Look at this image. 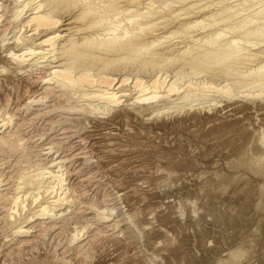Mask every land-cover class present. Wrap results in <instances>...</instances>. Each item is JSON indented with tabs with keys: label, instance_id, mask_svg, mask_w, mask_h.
I'll return each instance as SVG.
<instances>
[{
	"label": "bare ground",
	"instance_id": "obj_1",
	"mask_svg": "<svg viewBox=\"0 0 264 264\" xmlns=\"http://www.w3.org/2000/svg\"><path fill=\"white\" fill-rule=\"evenodd\" d=\"M156 2L0 0V170L10 163L7 154L39 159L33 173L18 180L0 172V231L7 230L0 235V264L34 251L62 256L60 264H170L177 249L171 232L185 210L190 217L195 210L193 202L175 210L181 186H152L164 173L150 170L189 163L167 158L186 148L156 142L157 133L249 137L258 152L252 164L264 172V23L249 17L229 26L236 9H215L226 0H161L159 11ZM188 2V9L177 5L170 13L175 4ZM256 11V19L264 18V8ZM178 20L177 29L167 30ZM167 42L182 46L177 56L163 58L166 66H176V79L169 80L161 65L162 75L145 82L135 77L133 89H126L129 78L117 66L155 69L161 54L154 48ZM244 63L245 72L237 66ZM201 68L218 71L221 84L178 83L185 69ZM135 133L151 135L147 154L132 148ZM214 175L207 176L210 192L231 182ZM199 184L195 180L193 186L203 195ZM28 201L37 210L22 216ZM46 240L56 241L53 250L46 249ZM241 249H230L212 264H237Z\"/></svg>",
	"mask_w": 264,
	"mask_h": 264
},
{
	"label": "rangeland",
	"instance_id": "obj_2",
	"mask_svg": "<svg viewBox=\"0 0 264 264\" xmlns=\"http://www.w3.org/2000/svg\"><path fill=\"white\" fill-rule=\"evenodd\" d=\"M216 1L219 2L222 0H216ZM243 2L244 3L247 2V4H244ZM241 3L243 5L239 6L240 7L239 8L238 4L241 5ZM185 4L183 6L180 4H175L174 6H172L173 8L171 9L172 11L170 10V13H172L173 11L175 12L178 11V8L184 7L183 9L185 8L188 9L190 2L185 3ZM223 4L215 7L216 11L217 10L220 11V9H223L224 8L223 6H225V8L229 7V9H232L231 13L236 9L234 11L235 13L234 12L233 13L234 15H236L237 13V16H238V17L234 16L236 18H232L229 21V26H233L234 24L236 25L238 24V22L240 23L241 19L243 21L244 18H245L244 20H247V19L249 20L250 18L252 19L253 17L254 18L252 19V21L255 19L254 24L262 25V23H264V18H261V17H260L261 19L255 18L256 16H258V15L255 16V14H257L256 10H259L260 8L262 9L264 8V0H251V1L250 0H233V1L226 0V2ZM163 5L164 4L163 2L161 3V0L160 1L157 0L154 6H156V8L157 7L160 8L157 10L159 11L163 8ZM175 6H177L178 8ZM245 6L250 7L249 8L250 11L249 10L245 11L246 9H248ZM239 9L240 10L243 9L241 10V13ZM179 22L180 20L174 21V24L172 26H169L168 27L169 29L167 30H171L170 32L174 31L175 29L178 28ZM165 32L161 30L158 32V34L163 36ZM169 40L167 39V41ZM146 41L147 42L152 41V39L146 40ZM172 43L167 42L164 45H161L159 47L157 46V48L156 47L154 48L155 52H159L161 54L160 56H158L159 58L157 57V61L158 59L159 61L156 62L157 65L155 69L149 68L146 70H141V69H138L137 65L127 66L126 64L125 65L122 64V66L121 64L119 65L121 66L122 69L119 68V66H117V69H120L129 78L127 86L130 88L126 87V89H130V90L133 89L132 87L134 85L133 83L135 81L134 80L135 77H139V79L143 80L144 82L149 81L151 78L155 76V74L157 76L162 75L160 73H157L161 69H163L162 73L164 72L167 76H169L168 77L169 80L171 79L175 80L176 76L174 74H176L177 72V70L175 69L176 66L175 67L166 66L164 64L165 63L164 59L177 56L179 54L178 52L179 47H182V46L176 44V45H173L172 47L171 45ZM165 48H167V50ZM161 65L162 67L161 69H159L160 68L159 66ZM245 65L246 64L244 63L242 65H237V66H239L241 70L245 72V70L247 71L249 68L248 65L246 66ZM125 66L128 68H126ZM197 70H195V72L193 73V72H190L191 70L185 69L184 73H182L183 79L181 80L182 77H179L178 79L179 81L180 80L181 81L178 83H180V85H184L185 87L186 85H188L187 83L190 82L191 83L190 85H192V87H196L198 85H201L200 82L202 80L203 82H205L204 79H206V82H209V81L215 82V80L217 79L215 82L216 86L221 84V78H218V77H223V76L218 75L217 74L218 71L212 72L211 70L208 71L206 68H201ZM198 72L199 73L203 72V73L199 74ZM214 72H216L217 75ZM98 73L99 72L97 70H94L92 72L93 75H97ZM209 76L213 78L211 79ZM214 76H216L217 78H215ZM200 78L202 79L200 80ZM181 82L183 83L181 84ZM209 93L210 92L205 93V94L213 95V96L217 95L216 93H213V94L212 93L209 94ZM175 97H177V95ZM1 108H3V106L0 105V109ZM38 126H39V131L44 132V122L38 123ZM187 133L188 131L170 132L169 134H164V135H161V133H157L156 135L158 136L155 135V137L157 138L156 142L159 141L160 139L161 140L159 142H163V143L176 142V143L184 145L186 150L184 152H177V151L175 153L172 152V155L171 153L159 154V152H157L155 155L158 157V156H163L165 154L167 158H170V159H175V157L176 158L180 157L184 159L187 158V160L189 161L188 165H185L184 167L179 168V169L170 165L168 167L161 166L159 170H150L154 174L162 172V174L164 173L166 175L165 176L163 174L162 177L159 178V180L157 179L155 181L156 184L152 183L153 187L160 188L159 186H161V189L163 190H167V189L170 190V189H173L175 186H179V187L181 186V190L179 188L178 191L175 192V199H173V200H176L175 210L179 209L180 207L183 208L186 205H189V203L193 202V207L196 212V213L194 212L193 213L194 215L192 214V217H190L189 214L184 209L185 210L184 211L185 214L183 216L184 219L182 218V221L180 223L178 224L176 223L175 231L171 232L172 233L171 235L174 236V241H175L174 243H176V246H177L175 248L178 249L179 247L178 249L179 252H177V249H176L175 251L176 253L174 252V258L171 257L172 258L171 263L172 264H212L220 257H223L230 249H235L239 247L240 249L242 248L241 250H244L245 253L242 252V255L244 256L240 259L241 261H239L237 264H264V187H263L264 186L263 184L264 183V172H258L256 168H254L253 166L255 158H257L258 156V152L255 151V148H254L255 141L253 139H249V137L247 138L248 140L241 139L240 136H235L231 140H223L220 138L213 139L210 137L201 138V137H198L192 134L190 135L189 133L188 134ZM150 136H151L150 134H146V133L145 134H140V133L133 134L132 135L133 142L131 143L132 148L136 150L139 149L138 152L147 154L148 151L152 150L151 144L149 142ZM245 149L246 151H244ZM26 155L24 156L19 152L14 153V155L7 154L8 161H10V163L6 167L1 169L0 172L7 177H13L15 180H18L21 174L22 175L25 173L29 174L30 172L33 173V170L36 169L35 165H37L39 159L38 157H35L34 154L32 155L30 153H27ZM2 158L3 156H0V159ZM141 160H144L145 162L147 161L145 157H142ZM191 161L194 163H192ZM152 167L153 166H149V168H152ZM123 168L124 167H122L120 170L124 174H128V176L134 177L133 175L135 174L131 171H128L127 167L126 169L125 168L123 169ZM171 174L173 177L172 176L171 178L168 177ZM213 174H215L214 175L215 178L219 176L216 180L230 179L231 182L223 186H219V185L214 186V189H212V191H215V192H210L206 190V188L211 187L206 181H207V176L208 175L211 176ZM195 180H199L200 182L199 185H201L202 187H205L204 189H202L203 191L205 190L204 191L206 192L205 194L199 195L197 193L196 186H193V184L195 183ZM186 184L190 185L189 188L186 186ZM191 185L193 186V188ZM184 186H186L187 189ZM182 189H184L183 190L184 192L182 191ZM216 191H219L220 194L219 195L213 194V193H216ZM84 200L85 199L81 200V202L82 203L84 202V205H86L87 201H84ZM152 201H155V200L153 199ZM184 202H186L185 205H184ZM32 205L33 204H30L28 201L27 203L28 207L26 208L24 213H22V216H26L27 213H28L27 215H29V213L31 214L34 211V209L35 211L37 210L36 205L35 204L33 205L35 207H33ZM27 209H29L28 210L29 212L27 211ZM80 222L82 221L80 220ZM159 223L157 222V224ZM4 231L3 232L0 231V235H4V234L6 235L7 230H4ZM67 235L68 233L60 235L56 241L64 240L65 236L67 237ZM56 241L51 242L50 240H46V249L53 250L52 248L53 246L51 245ZM90 251L91 253L93 252L92 250ZM35 252L36 251H34L33 253L29 252L27 254L18 253L19 255L17 254L15 258H12V260L10 259V262L8 261L5 264H31V263L32 264H56V263L60 264L58 261H60L62 256L52 255V257L50 258L49 255H46L47 253L43 255L41 254L38 255ZM91 253H89V255ZM68 254L70 253H67L66 257H69ZM36 256L38 257L36 258ZM33 261L35 263H33ZM54 261L55 262L57 261V262L55 263ZM162 262L163 263L161 264L166 263L163 260Z\"/></svg>",
	"mask_w": 264,
	"mask_h": 264
}]
</instances>
